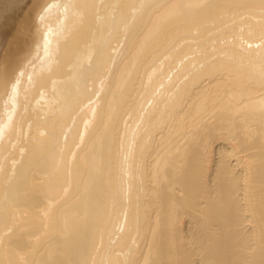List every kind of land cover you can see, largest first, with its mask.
Instances as JSON below:
<instances>
[{
    "label": "bare ground",
    "instance_id": "bare-ground-1",
    "mask_svg": "<svg viewBox=\"0 0 264 264\" xmlns=\"http://www.w3.org/2000/svg\"><path fill=\"white\" fill-rule=\"evenodd\" d=\"M0 264H264V0H0Z\"/></svg>",
    "mask_w": 264,
    "mask_h": 264
}]
</instances>
